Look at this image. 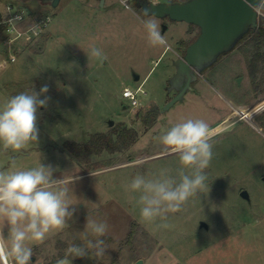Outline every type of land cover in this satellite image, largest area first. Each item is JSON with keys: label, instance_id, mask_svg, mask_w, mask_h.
I'll use <instances>...</instances> for the list:
<instances>
[{"label": "rangeland", "instance_id": "rangeland-1", "mask_svg": "<svg viewBox=\"0 0 264 264\" xmlns=\"http://www.w3.org/2000/svg\"><path fill=\"white\" fill-rule=\"evenodd\" d=\"M103 1L61 0L54 7L42 0H0V9L11 4L32 18L50 15L47 30L53 32L50 40L46 31L37 42L21 47L18 60L0 69V105L20 92L32 88L39 92L45 85L48 92L40 98H50L47 107L38 110V144L18 152L0 147V169L7 170L12 160L19 169L43 163L59 169L54 178H75L69 185L71 202L76 204L70 227L33 245L30 260L56 264L65 258L70 244L86 246L88 239H95L85 231L90 218L107 222L103 239L113 241L105 242L103 256L88 250L89 256L75 258L72 264H136L140 259L142 264H264V130L261 133L252 124L264 112V95L252 91L240 49L205 66L193 78L195 90L164 110L177 95L174 60L185 54L200 28L145 15L138 0H107L102 5ZM132 9L144 20L156 21L166 46H149L142 22L132 19ZM259 11L264 14V2ZM91 44L107 59H88L84 50ZM5 48L1 41L0 58ZM185 83L181 78L179 84ZM125 87H140L138 107L123 97ZM154 102L161 115L148 128L140 117ZM231 113L232 119L226 120ZM187 118L203 119L213 130V158L205 170L210 190L191 197L182 211L169 213L170 227L162 229L157 227L159 220H141L138 194L126 186L138 173L156 177L167 169L176 176L181 167L178 156L157 138ZM122 129L134 133L120 137L118 150L78 158L67 146L109 133L118 140ZM244 190L250 200L242 196ZM132 222L139 224L134 242L124 245Z\"/></svg>", "mask_w": 264, "mask_h": 264}, {"label": "clouds", "instance_id": "clouds-1", "mask_svg": "<svg viewBox=\"0 0 264 264\" xmlns=\"http://www.w3.org/2000/svg\"><path fill=\"white\" fill-rule=\"evenodd\" d=\"M142 24L149 46L167 45L154 19L143 20ZM84 52L88 59L101 62L107 59L94 44ZM47 92V85L39 92L32 88L30 92L11 96L0 105V147L4 151L18 152L30 143L38 144V110L46 108L50 99L40 97ZM157 139L166 150L178 156L181 167L176 176L169 175L167 169L156 177L138 173L126 190L138 194L136 203L143 222L159 220L157 227L167 229L170 227L167 223L169 213L182 211L191 197L205 190L209 192L205 170L213 158L214 138L213 130L203 119L187 118L166 128ZM58 170L43 163L19 169L15 160L7 170L0 169V259L5 264L9 260L12 264H29L33 245L70 227L76 204L71 202L69 193H73V189L69 185L75 178L70 181L54 178L53 173ZM108 227L107 222L87 218L85 231H90L95 239H88L86 246L70 244L65 258L57 260L56 264H72L75 258L89 256L88 250H94L97 257L103 256L106 252L103 237Z\"/></svg>", "mask_w": 264, "mask_h": 264}, {"label": "water", "instance_id": "water-1", "mask_svg": "<svg viewBox=\"0 0 264 264\" xmlns=\"http://www.w3.org/2000/svg\"><path fill=\"white\" fill-rule=\"evenodd\" d=\"M42 1L56 7L61 0ZM263 2L264 0H186L153 4L150 0H141L138 6L145 15L184 21L200 28L197 39L187 46L184 55L174 61L178 77L174 76L173 82L175 77L178 78V93L164 110L185 97L193 88V78L200 75L205 66L215 63L222 54L232 50L251 29L258 27L259 7ZM166 29L167 25H164L163 31ZM181 78L186 81L183 86L179 84ZM136 79H140V76L136 75ZM111 124L114 122L111 121ZM242 196L250 200L247 190L242 192ZM201 226L208 228L204 221H201ZM142 262L140 259L136 264Z\"/></svg>", "mask_w": 264, "mask_h": 264}, {"label": "trees", "instance_id": "trees-1", "mask_svg": "<svg viewBox=\"0 0 264 264\" xmlns=\"http://www.w3.org/2000/svg\"><path fill=\"white\" fill-rule=\"evenodd\" d=\"M3 32V28L0 26V43L3 40ZM196 39L197 38L193 41ZM192 42L187 45L189 46ZM240 43L239 49L246 60V68L252 91L257 96L264 95V14L260 15L258 27L256 29H251L249 33L243 37ZM160 115V106L154 102L146 111H144V113H142L140 119L146 127L150 128L158 121ZM256 121L264 128V112L257 117ZM119 132L118 140L114 139L113 133H109L107 135H98L95 139H92L87 143L79 144L72 142L68 143L67 146L78 158L85 153L100 154L106 149L118 150L119 145L121 144L120 137H124L123 134L126 135L125 137H130L134 133L132 130L126 131L123 129L122 132ZM77 146H79V149L77 148L78 150L76 149ZM138 227L139 224L137 222H132L127 238L122 242V244H133ZM104 241L111 242L113 239L111 237H105ZM29 264H33L31 260L29 261Z\"/></svg>", "mask_w": 264, "mask_h": 264}, {"label": "built area", "instance_id": "built-area-1", "mask_svg": "<svg viewBox=\"0 0 264 264\" xmlns=\"http://www.w3.org/2000/svg\"><path fill=\"white\" fill-rule=\"evenodd\" d=\"M157 2L159 1L157 0ZM31 18L26 11L15 5H6L4 9H0V26L4 31L2 41L6 46L1 53L0 69L9 62L17 61L22 48L37 42L43 33L47 31L52 20L50 15L34 17L30 20ZM139 90L140 87L137 90L125 87L123 90V97L128 99L133 107H138L140 104L138 100ZM3 264H5L4 260ZM8 264H12V262L9 260ZM38 264L44 263L39 262Z\"/></svg>", "mask_w": 264, "mask_h": 264}, {"label": "crops", "instance_id": "crops-1", "mask_svg": "<svg viewBox=\"0 0 264 264\" xmlns=\"http://www.w3.org/2000/svg\"><path fill=\"white\" fill-rule=\"evenodd\" d=\"M61 2V1H60ZM91 2V1H90ZM107 0H104L103 1V4L102 5H106L107 4ZM89 3V2H88ZM97 3H99V0H97ZM50 4V3H49ZM60 4V3H59ZM94 4V3H93ZM94 6H95V4H94ZM92 8H95V7H92ZM132 15V19H133V21H134V23H136V24H140V22H142L144 19V17L143 16H141V14L139 13V12H137V11H135V10H133L132 9V13H131ZM44 16V15H43ZM153 17V16H152ZM30 20H32V18L30 19ZM47 32L49 33V40H50V38H52V34H53V32H52V30H50V29H48L47 30ZM246 71H247V69H246ZM247 76V75H246ZM195 90V89H194ZM261 98V97H260ZM263 99H264V97H262ZM261 98V99H262ZM262 99V100H263ZM258 100H254V102L253 103H255V102H257ZM238 106H240V104H237ZM126 106V105H125ZM264 110V109H263ZM260 112V111H259ZM263 113V112H262ZM262 113H260V115L262 114ZM232 115H234V113H231V114H229L228 116H227V119L226 120H229V119H232L231 117H232ZM259 116V114H257L256 115V118ZM257 120V119H256ZM256 120H254V123H252L253 125H254V127L259 131V132H263V130H264V128L262 127V126H260L258 123H257V121ZM236 121L234 120L233 121V123H235ZM232 125V124H231ZM3 261V260H2Z\"/></svg>", "mask_w": 264, "mask_h": 264}, {"label": "flooded vegetation", "instance_id": "flooded-vegetation-1", "mask_svg": "<svg viewBox=\"0 0 264 264\" xmlns=\"http://www.w3.org/2000/svg\"><path fill=\"white\" fill-rule=\"evenodd\" d=\"M139 3H141V0H138L137 3H136V4H137V7L141 8L140 6H138V5H140ZM141 9H142V8H141ZM142 11H143V10H142ZM166 19H169V18H166ZM169 20H170V19H169ZM240 44H241V43L239 42V43H238V44H237L232 50H230V51L227 52V53L222 54V55L217 59V61H220L222 56H224V55H226V54H228V53H231V52L234 51L235 49H239ZM178 57H179V56H178ZM178 57H177V58H178ZM177 58H176V59H177ZM176 59H175V60H176ZM175 60H174V61H175ZM217 61H216V62H217ZM176 70H177V69H176ZM193 85H194V83L192 84V87H193V89H194V86H193ZM177 88H179V86H177ZM172 89H174V88H172ZM172 89H171V90H172ZM176 91H177V93H178V90H176ZM188 92H189V91H188Z\"/></svg>", "mask_w": 264, "mask_h": 264}, {"label": "bare ground", "instance_id": "bare-ground-1", "mask_svg": "<svg viewBox=\"0 0 264 264\" xmlns=\"http://www.w3.org/2000/svg\"><path fill=\"white\" fill-rule=\"evenodd\" d=\"M225 126H228V125H225ZM223 128H224V127H223ZM223 128H222V129H223Z\"/></svg>", "mask_w": 264, "mask_h": 264}]
</instances>
